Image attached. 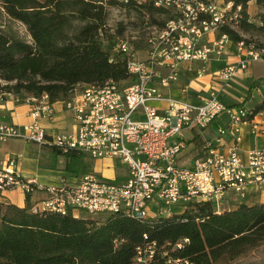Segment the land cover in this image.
I'll use <instances>...</instances> for the list:
<instances>
[{"label":"built area","instance_id":"obj_1","mask_svg":"<svg viewBox=\"0 0 264 264\" xmlns=\"http://www.w3.org/2000/svg\"><path fill=\"white\" fill-rule=\"evenodd\" d=\"M152 1L172 8L174 15L160 29L153 28L147 34L144 57L126 40L114 46L124 55L127 72L135 80L125 85L112 79L84 84L60 101L62 108L71 112L74 129L46 131L43 121L53 119L56 101H50L45 92L12 94L15 101L28 105L29 120L23 124L0 121V143L18 138L62 153L76 150L94 158H119L127 169L124 182H109L92 171L61 174L54 181L44 182L24 176L18 167L19 155L6 153L0 155V194L15 187L25 193L45 192L31 203L33 211L81 209L90 214L123 212L134 218L155 219L172 213L174 205L196 199L212 201L219 208L218 201L226 190L242 196L249 186L264 183V77L251 86V95L253 91L260 94L257 104L226 103L219 97L225 84L244 70L248 61L264 60V45L238 40L236 49L244 56L213 71L206 93L196 101L163 92L154 84L156 80L161 85L176 80L182 61L198 60L201 66L196 68V76H202L207 60L220 55L230 43L227 33L218 28L234 26L240 4L231 0ZM208 33L217 35L204 41ZM152 101L164 106L159 109ZM138 108L142 116H138ZM221 114L227 121L203 138V154L191 166L178 165L176 158L185 146V132L194 127L205 129ZM245 132L260 142L242 149ZM143 237L135 247L132 264H159L161 259L163 264H194L186 257L160 250L146 234ZM180 244L181 240L174 247Z\"/></svg>","mask_w":264,"mask_h":264},{"label":"trees","instance_id":"obj_2","mask_svg":"<svg viewBox=\"0 0 264 264\" xmlns=\"http://www.w3.org/2000/svg\"><path fill=\"white\" fill-rule=\"evenodd\" d=\"M231 1L240 4V16L233 27L224 24L219 31L227 33L235 49L238 40L264 45V0H253L258 9L252 15L247 12L250 0ZM112 5L147 14L159 29L174 15L172 8L152 0H0L5 13L23 23L30 36L27 41L0 28V97L45 92L50 101H62L84 84L133 82L124 55L114 47L125 40L119 38L122 27L109 32L105 25ZM73 19L81 23L72 27ZM190 130L192 137L179 152L178 165L191 166L203 154L202 129ZM52 151L66 156L67 170L80 169L84 152ZM24 199L22 206L0 200V264H132L144 234L160 250L194 264H264V257L252 263L239 260L264 243V201H242L217 210L212 201L196 199L169 215L141 219L123 212L103 211L92 217L78 215L77 209L33 211L29 192ZM158 263L163 264L162 259Z\"/></svg>","mask_w":264,"mask_h":264},{"label":"crops","instance_id":"obj_3","mask_svg":"<svg viewBox=\"0 0 264 264\" xmlns=\"http://www.w3.org/2000/svg\"><path fill=\"white\" fill-rule=\"evenodd\" d=\"M254 4V5H253ZM258 9V6L255 4V2L253 0H250L247 4V12L249 15H252L256 10ZM252 10V12H251ZM252 13V14H250ZM217 35L215 33H208L206 36L203 37V40H211L214 38V36ZM144 45L139 49L140 51H138L139 55L141 57H144L145 55V50H146V40L143 42ZM244 56L243 52H238L237 49L234 48V46L231 43H228L227 46L223 49L222 53L218 56H212L210 59L207 60V62L204 64V74L200 77L196 76V68H198L199 66H201L200 62L198 60H189V61H182L179 66H178V77L176 80H171L167 85H161L157 80L154 81V84L157 85V87L166 93H169L173 96H178V97H185L189 100L192 101H196L198 100V96L200 94H205L207 91V87H208V83L210 81L211 75L213 71H216L217 69L221 68L222 66H224L226 63L229 62H236L238 60H240L242 57ZM163 72H166L167 69L165 67L161 68ZM238 76L240 78H242L243 76L247 77V76H252L253 81L254 80H259V78L264 77V60H250L247 62L246 67L244 68V70L238 72ZM197 81L200 82V84H195ZM227 85V84H226ZM225 85V86H226ZM224 86V87H225ZM200 91H203L204 93H200ZM224 92V88L222 89V91L220 92L219 97H222V94ZM230 96V95H229ZM222 100V99H221ZM252 101L251 104H249L248 102ZM260 101V97L259 99L255 100L254 98H252L251 93L248 91V93H246L240 101H224L226 103H243V104H248V105H253V104H257ZM152 104L156 105L159 109L162 108L164 106L163 102L160 101H152ZM55 108H56V112L55 115L53 117V119L49 122H45L43 121L44 127L46 129L47 132L49 133H56V132H66V131H70L72 129H74L75 127V122L74 119L72 118V114L70 111L65 110L62 108L61 106V102L60 101H56L55 103ZM27 110H28V105L24 102L21 101H15L12 94H6L4 96V98L2 100H0V121L1 122H7V123H14V124H23L25 122H27L29 120V116L27 114ZM227 121V118L224 114H221L219 116V118L215 121V123H213L212 125H210L209 127L202 129L199 132V135L201 137V140H203V138L207 135H211L213 133V130H215L216 126H219L220 124H223ZM192 137V132L191 130H187L185 132V138H191ZM11 139H18V138H11ZM9 139V140H11ZM9 140L0 143V155H4L6 153H10L6 150H3V143L8 142ZM258 142H260L259 139H253V137L251 135H249L247 132L244 133L242 142H241V147L242 149H246L252 145H254L255 143L258 144ZM50 150H52V148H49ZM83 152V151H81ZM90 156L88 153L84 152V154L82 155V161L80 166V169L83 168L86 169V164L84 161V157ZM101 160H104V163H108L110 161L106 160L108 158H99ZM67 162V160H66ZM66 162L64 164V166L62 167V169L57 170V173L54 174V170L50 169L49 173H47L46 177H42V176H38L37 174H33V175H27V177H36L38 178L40 181H54L56 180L61 174H81L78 173V171H73L71 169L67 170L66 169ZM18 167L20 169L19 163H18ZM82 167V168H81ZM114 168L117 170L115 172L103 175V177L107 178V179H115V178H122V177H126L127 176V169L123 170L120 168H117L116 166H114ZM114 169V170H115ZM21 173L23 174L22 170L20 169ZM74 172V173H72ZM84 172H89V171H84ZM24 176H26L25 174H23ZM264 183L261 184L260 187H262ZM258 186H249L245 192V196L242 197V200H233L230 199L229 200V204H225L224 208H230V207H236V205L242 201L244 202H251V201H256L254 200V197L256 196V194L260 192V189H257ZM258 187V188H260ZM228 190H232V189H228ZM15 191L16 193L18 192L19 194L21 193L22 198L18 199V201H13V200H7V197L9 196V194ZM234 191V190H233ZM45 195V192L43 191H34L32 193H30V203H32L33 201H35L36 199H39L41 197H43ZM25 197V192L22 191L20 188L15 187V188H11V189H6L5 191H3L0 195V199L4 200V201H9V202H13L19 206L24 205V199ZM225 196L224 195L221 197V199H223ZM229 198V197H227ZM174 206H179V205H174ZM181 206V205H180ZM215 207V206H214ZM217 210H220L219 208L215 207ZM155 210V207H152L151 209V213H153V211ZM175 210L173 209L172 206V211Z\"/></svg>","mask_w":264,"mask_h":264},{"label":"rangeland","instance_id":"obj_4","mask_svg":"<svg viewBox=\"0 0 264 264\" xmlns=\"http://www.w3.org/2000/svg\"><path fill=\"white\" fill-rule=\"evenodd\" d=\"M105 19H106L105 25L109 32H113L118 27H122V34L119 36V38L128 41L129 44L132 47L136 48L138 51H140L139 49L144 45L143 42L145 41L147 34L151 30H153V28H157L156 26H158L157 24H152L149 21L147 14H145L143 17V15L137 13L132 9H126L118 5H112L107 8V14ZM80 23H81L80 20L73 19L71 22V26L75 27ZM0 28L13 30L17 32V34L22 38H24L25 40L30 41V36L25 28V25L20 21L9 17L1 6H0ZM242 34L247 37L251 36V38H254L256 40L258 39L257 36L251 35V33L249 32H242ZM238 74L239 73H237L233 78H231L226 83L227 85L225 84L226 86L224 87V92L221 97L223 101H240L241 98L246 93H248V91L249 92L251 91V86L256 80L253 81V78L250 75L247 77L243 76L242 78H240ZM195 84L196 85L200 84V82L197 81ZM200 93H204V92L200 91ZM259 96L260 94L257 91L252 92V98H254L255 100L259 99ZM251 102L252 101H249L248 103L251 104ZM137 112H138V116H142L141 108H138ZM135 116L136 115L133 114L132 117ZM2 146H3L2 147L3 150H6L15 155H19L18 163L20 169L25 175L37 174L38 176L40 175L42 177H46L50 169H53V171L56 170L54 171L55 174L57 173V170L62 169V167L64 166L67 160L64 154L52 151L49 149V147L44 145H39L32 141H26L22 139H11L8 142L3 143ZM83 159L86 164V169L84 170L96 172L98 175L100 174L106 175L117 171L114 168V166L122 169V171L126 169L125 163L121 161L119 158H108L106 159L110 161L108 163L106 162L104 163V160H101L99 158H94L87 155ZM84 170L79 169L78 173H82L84 172ZM258 187L257 189H260V192L259 194L258 193L256 194L254 200L264 201V184L262 185V187L260 188ZM225 196L229 198L224 197L223 199H220L218 201V207L220 210L224 207L225 204L228 205L230 203L229 202L230 199L235 200L236 198V200L241 201L242 197H244L245 194L241 196L239 195V193L233 190H226ZM21 198H22L21 193L19 194L18 192L16 193L15 191H12L7 197V200L18 201V199ZM180 208H181L180 206H173V209L175 210H179ZM76 212L78 213V215L84 214V216L95 217L100 215L97 213H93V214L86 213L81 210H77ZM262 257H264V243L259 245L257 248L249 250L246 254L241 256L239 260L242 262L252 263V262H256Z\"/></svg>","mask_w":264,"mask_h":264}]
</instances>
